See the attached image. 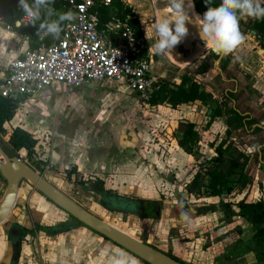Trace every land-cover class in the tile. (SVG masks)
Here are the masks:
<instances>
[{"label":"crops","instance_id":"crops-1","mask_svg":"<svg viewBox=\"0 0 264 264\" xmlns=\"http://www.w3.org/2000/svg\"><path fill=\"white\" fill-rule=\"evenodd\" d=\"M65 1L69 4V15L71 5L68 0ZM128 1L135 9V13L140 15L139 20L143 25L144 22L141 17L143 13L137 11L141 7V2L138 1L140 3L137 4L135 1ZM259 2L261 6H264V0H259ZM66 9L67 5L65 4L64 9L59 12H55L54 9L51 10L53 15L50 19H54L60 28L61 25L65 26L68 18L67 15L65 23L62 22ZM189 9L188 15L191 20L195 21L192 8ZM245 16L243 15L239 22L240 29L243 28L241 23H243ZM247 26L250 29L249 32H242L241 30L244 40L234 54L233 69L239 66L252 76L253 80H256L253 90H247L241 83L238 93L237 108L239 112L252 119L264 112V107H262V103H264V67L258 68L257 65V60L261 63V59L264 57V50L259 45L257 33L251 29V17ZM143 30L149 39L145 29ZM248 33L251 38L256 39L259 49H254V47L250 50L252 44ZM149 42L151 45V41ZM19 47L22 48L21 51ZM30 49L28 40L17 35L13 30H7L0 14V68L22 57ZM250 51L258 53L259 56H251ZM164 56L172 61L168 53ZM155 66H157L156 63ZM171 69V74L167 70H163L167 72L166 76L159 73L155 74L160 78L169 79L174 85H180L185 74L175 76L173 68ZM2 76L3 72L0 70V79ZM45 89L50 98L46 100L45 106H38L49 108V105H55L59 112H56L53 118L50 111L47 110L50 118L55 119L56 122L59 121L60 125L66 129L62 131L63 135L59 140H45L47 142L39 140L37 151L41 159L50 167L52 173L68 175L73 172L80 178L82 176L99 178L105 182L107 189L116 194L141 200L160 202L165 198L167 199L168 195L182 197L184 194V198L197 195L188 194L187 186L199 171V168L197 170L195 167V163L198 164L196 158L200 157V153L207 155L206 151L200 150V147L204 146L207 140H199L196 149L197 155L187 154L179 146V141L183 137V128L178 117L181 119L183 116L181 123L189 122L199 125L201 121H195L196 118L201 120L202 116L207 113V105L203 102L196 101L184 105L183 108L185 109L182 112L181 109H171L167 104L154 107L153 111H148V107L143 106L139 99L133 104L130 102L131 105L123 106L124 96L130 98L131 95H136L115 82L92 83L75 90L70 96L67 95L66 85L62 83H55ZM54 92H60L58 100L57 98L53 99ZM40 93L23 102L21 107H24L27 102L35 104ZM130 99L132 100V98ZM171 114L172 116H170ZM80 130H90L85 131V133H89L94 138L92 140L91 137L85 140L79 139L77 136L81 132ZM102 134H104V138ZM252 139L254 136L250 134L249 140H244L245 144L234 140V145L240 152L252 156L247 170L253 179L252 185L248 189L234 194L240 196L238 202L245 200L247 203H254L264 200V143L258 148L260 140ZM213 150L210 152L211 155H215ZM23 151L25 152L24 155H22ZM17 154L24 161L26 157L29 159L25 149L17 152ZM22 190L21 195L26 192L29 197H22L25 209L18 205L13 210L12 217L16 224L29 230L38 224L44 229L51 228L58 231L70 229V231L56 236H48L44 229V231H39L34 237L39 255L38 262L26 260L25 256L33 254V247L29 245L30 243H24V239L33 237H25L21 246L20 264H116L117 261H123L124 264H133V261L135 264H142L140 260L88 228H75L77 222L43 198L38 191L31 189V187H27L23 193ZM41 199H45V201ZM206 199L207 207L212 205L209 203L216 204L219 202V199L208 195ZM27 206L30 210V216L26 213L28 211ZM39 206H42V209ZM169 211H165V213ZM209 213L213 212H207V214ZM30 220L34 224H28ZM7 239L6 235L0 233V259L2 258V260L7 252L4 246Z\"/></svg>","mask_w":264,"mask_h":264},{"label":"rangeland","instance_id":"rangeland-1","mask_svg":"<svg viewBox=\"0 0 264 264\" xmlns=\"http://www.w3.org/2000/svg\"><path fill=\"white\" fill-rule=\"evenodd\" d=\"M135 1L137 4L142 2V0H132ZM140 1V2H138ZM144 7H147L144 5ZM161 7V5H160ZM149 8V5H148ZM143 8L142 6L137 9V11H146L145 14H141L142 21L144 24H141V20H139L143 29H146V25H151L150 20L152 21L151 14L147 13V9ZM135 10V9H134ZM147 13V14H146ZM138 19L140 15H137ZM250 20L249 16H245L243 23V28L239 26L240 31L248 32L249 27L247 26ZM149 30V28H148ZM147 36L149 37V41H151V45L156 42L158 37L154 32H147ZM249 34V33H248ZM249 34V40L252 46L250 50L259 49V45L256 39L251 38ZM21 47L19 50L21 51ZM19 51V52H20ZM154 53V66L153 72L159 73L161 75L166 76L167 72L163 70H167L169 74L173 68L174 75L178 76L177 74H188L191 78L198 80L204 90L208 93H211L214 99L210 102V105L207 107V113L202 116V119L196 118L195 121L201 123L198 125L199 131V140H207L204 143V146L200 147L201 151H206L207 155H202L200 153V157L198 158V164L195 163V167L198 170L201 164H205L207 161V157L211 156V151L214 149V146L220 143L221 140L225 138V119H217L214 124L211 126H207V122L209 121L208 112L211 107H215L217 104H220L223 101V92L228 88L230 84V80H232L233 74L235 73L236 78L242 75V69L239 66L234 68L232 73V66L229 67L228 74H224V72L219 71L216 69L221 68V64L219 61L215 64L210 61L212 58V54H216L209 48H205L192 62L185 65H177L173 63V61L168 60L164 54H156L155 50L153 49ZM251 56H259L258 53H253L250 51ZM19 56V53H17ZM220 55V54H216ZM203 62H209L213 67L210 72L201 74L203 72V68L201 64ZM155 63L157 66H155ZM190 64V65H188ZM258 68L264 67V57L261 59V63L257 60ZM173 66V67H172ZM239 67V68H238ZM230 73V75H229ZM201 75L200 76H198ZM263 74V73H261ZM173 75V74H172ZM227 75V76H226ZM229 75V77H228ZM264 76V75H263ZM170 78V77H168ZM174 79V78H172ZM227 79V80H226ZM169 80V79H168ZM170 81V80H169ZM172 82V81H171ZM250 87L252 86L250 79H249ZM60 92H54L52 97L53 99L58 100ZM51 97V98H52ZM50 96L47 94L46 89H44L38 98L36 99V103H25L24 107L18 106L19 109L16 112V117L14 120L6 125L7 134L0 133V140L5 142L10 148L9 144V133L16 127H21L27 130L28 132L32 133L38 140H59L63 135V130L66 129L60 125V122L55 119L50 118L48 111H50L51 116L53 117L56 114L57 107L55 105H49L48 107H39L38 105H46L47 101ZM125 100H123L122 105L128 106L130 102L132 104L139 99L137 96H130L132 100L126 96H124ZM140 100V99H139ZM25 102V101H23ZM141 104L145 107H148V111H153L154 107H151L149 104L144 103L140 100ZM131 105V104H130ZM170 107V106H169ZM262 107H264V103H262ZM172 109V108H171ZM181 112L184 111L185 108L183 106L180 108ZM48 110V111H47ZM48 113V114H47ZM154 113V112H151ZM158 114V112H155ZM173 114V113H172ZM172 114L170 116H172ZM181 116V115H180ZM149 117V115H148ZM156 117V116H155ZM262 117L264 121V112H262ZM261 117V119H262ZM54 118V117H53ZM157 118V117H156ZM181 118V117H180ZM183 118V116H182ZM182 118L178 120L180 124L182 122ZM260 119V118H259ZM260 119V120H261ZM152 120V119H151ZM154 123V120H153ZM65 124V123H64ZM81 132L78 133V138L81 140H85L91 137V140L94 138L90 136L89 133H85V131L90 130H80ZM165 132V131H164ZM247 131H241L236 134L234 140H238L239 143H244V140H249L250 134L246 133ZM254 139L252 140H262L260 138V134L253 135ZM104 138V134H102ZM63 138V137H62ZM109 140V138L107 136ZM256 142V141H255ZM46 145V144H45ZM44 146V145H43ZM12 149V148H11ZM214 151V150H213ZM24 155V153L22 154ZM0 160L4 161V158L0 154ZM25 161L33 166V163L28 159L25 158ZM198 165V166H197ZM39 172V171H38ZM42 173L48 180L56 184L59 188L63 191L68 193L72 196L75 200H77L80 204L84 207L89 209L94 214L98 215L101 218L106 219L111 224L117 226L118 228L127 231L134 235L136 238L151 244L158 249L162 250L165 253L173 255L183 261L186 264H255L257 259L255 258L254 254L250 251L246 250L245 248H239L236 246V240L239 238L238 235V228L242 231V238L249 239L253 234V229L250 224H248L244 220L240 219H228L224 209H220L219 211H212L213 213L207 214V195L203 192L195 195L194 197H186L184 198V194L181 196H167L165 198L164 206L167 207V211L170 210V206H174V208H185L183 212L175 211L165 213V210L162 212V216L159 220H141L137 218H133L132 216L122 217L119 214H112L105 210L102 206L99 205L97 198L95 195L87 190H85L81 185H79V180L81 179L80 176L74 174L62 175L57 173H52L51 169H45ZM85 179H89V177H84ZM95 178V177H93ZM93 180V179H92ZM30 183L24 182L21 186V189L24 191L27 187H31ZM6 186L0 182V203L2 202L4 195L6 193ZM32 189V188H31ZM22 190V193H23ZM22 198H27L29 195L24 192L20 195ZM19 197L18 205L20 207H24L22 199ZM206 197V198H204ZM43 198H45L43 196ZM46 199V198H45ZM45 199H41L45 201ZM240 199V196L232 195L227 198L228 203H237ZM47 200V199H46ZM48 201V200H47ZM209 207L213 208L214 206L218 205V203H209ZM17 205V206H18ZM42 209V206H39ZM28 208V206H27ZM25 209V207H24ZM28 211L29 208L27 209ZM26 211V210H25ZM12 216V215H11ZM30 216V215H29ZM28 224H34L32 220L28 221ZM15 220L11 217L7 223L0 227V233L2 235L6 230H10L12 226H14ZM27 224V225H28ZM29 226V225H28ZM7 236V235H6ZM226 236L225 239H221L220 237ZM8 238V236H7ZM9 239H7L6 244L4 246L7 249ZM24 243L32 245L33 247V254L29 256H25L27 261L38 262L39 255L36 249V239L34 238H25ZM237 247V248H236ZM235 251V252H234ZM4 256V255H3ZM2 258L0 259V263ZM25 263V262H24ZM20 264V262H19Z\"/></svg>","mask_w":264,"mask_h":264},{"label":"trees","instance_id":"trees-1","mask_svg":"<svg viewBox=\"0 0 264 264\" xmlns=\"http://www.w3.org/2000/svg\"><path fill=\"white\" fill-rule=\"evenodd\" d=\"M187 1L189 2V0ZM25 2L32 9L33 13H35L28 26L23 24L18 25V22L27 14L20 0H0L1 19L6 27H9L17 35L28 40L31 49H35L38 46V40L41 34L49 25V19L53 15L51 14V10L54 9L55 12H59L64 9L66 4L67 9L62 18V22L65 23L66 17L69 13V4L65 0H25ZM192 3L194 5V7H192L194 16L196 17L199 15L203 18V14L208 10V7L218 6L220 0H208V5L206 4V0H192ZM120 7L124 11V17L127 15L133 16L130 23L138 30V34L142 35V26L138 17L133 15V8L128 5H120ZM242 18L243 15L239 17V22ZM110 19V12L108 10H103L101 15V27L102 24L109 22ZM251 19V29L257 33L259 45L264 50V19ZM61 28H63L62 25ZM229 54L223 60V70H226L230 64ZM218 59L219 55L213 53L210 60L216 61ZM203 69L204 71H208L209 64L204 62ZM227 96L230 99H235L231 93H227ZM196 101H201L205 105H210L212 96L203 90L202 85L198 80L185 74L182 77L180 85H174L171 81L162 78L159 90L148 104L151 107H158L167 104L172 109L178 110L182 106L195 103ZM18 109L19 107L15 102L0 96L1 134H7L6 125L14 120ZM224 115L230 116L227 123L231 128L226 133L227 139L216 147L215 153L218 154L216 159H210L207 160L205 164H201L194 179L187 186V192L191 195H198L203 192L208 196L217 197L220 199L219 207H222L225 210L228 219L239 217L249 223L254 230L252 238L246 242L239 239L236 242V246L239 248H245L254 253L257 259L256 264H264V200L262 199L254 203H247L245 200H242L236 204L227 202V197L238 191L248 189L253 181L251 176L247 173L252 156L236 150L233 146V142H230L233 133L232 129L245 127L250 129L251 125L258 124V121L255 119H247L249 117L243 116L237 110L229 108L228 104H225V107L217 104L215 107L209 109V121L207 122V126L212 125L218 117ZM180 125L183 128V137L179 141V146L187 154L197 155L198 152L196 149L199 142L197 125L189 122H183ZM9 144L12 149L6 143L4 146L9 155L12 156L25 149L28 152L30 161L37 170H39L42 165L46 164L37 151L39 145L38 138L27 130L21 127L14 128L9 135ZM23 153L25 152L23 151L22 154ZM196 159L199 161L198 157ZM79 185L85 190L93 193L97 198L99 205L109 213L119 214L123 217L139 216L140 218L151 221L160 218L156 208L157 206L162 207V202L141 200L129 196L118 195L112 190L107 189L105 182L99 178L89 177V179H85L82 176L79 180ZM233 205L238 209V212L233 210ZM206 210L210 211V208H207ZM26 213L29 215V211H26ZM15 227L20 228L19 237L21 241L27 236L34 238L39 231L45 230L48 236H56L70 231V229L62 231L53 230L51 228L44 229L38 224H35L32 230H28L25 227L22 228L17 224ZM76 227L79 228L85 226L77 222L75 228ZM237 233L238 235L242 234L240 228H238ZM175 259L179 260L177 258ZM141 262L147 264L144 261Z\"/></svg>","mask_w":264,"mask_h":264},{"label":"built area","instance_id":"built-area-1","mask_svg":"<svg viewBox=\"0 0 264 264\" xmlns=\"http://www.w3.org/2000/svg\"><path fill=\"white\" fill-rule=\"evenodd\" d=\"M68 1L70 14L63 28L49 19L38 46L0 68V96L21 106L55 83L65 84L70 96L92 83L115 82L148 104L162 78L153 72V55L143 28L138 34L130 23L133 16H123L120 5L132 7L129 1ZM103 10L110 12L111 19L101 27ZM132 13L136 15L134 8ZM32 18L26 14L18 23L28 26ZM50 25L58 31H49ZM45 169L50 167L42 165L39 171Z\"/></svg>","mask_w":264,"mask_h":264},{"label":"water","instance_id":"water-1","mask_svg":"<svg viewBox=\"0 0 264 264\" xmlns=\"http://www.w3.org/2000/svg\"><path fill=\"white\" fill-rule=\"evenodd\" d=\"M186 2L187 0H185L186 10L190 12ZM155 6L156 10H158L159 19L162 15H168L171 8V0H168V4L163 3L161 7L160 5ZM191 21V23H187V27L189 28L188 36L172 50V53H168L171 60L179 66L189 63L206 48L205 43L200 38L199 27L194 20ZM222 56L224 55L221 54ZM4 146L5 142L3 143L0 140V154L4 158V161L0 160V182L7 188L4 198L0 203V227L12 217L13 210L19 203L21 186L24 182H28L32 185V189L38 191L50 203L70 216V218L83 224L85 228L109 240L139 260L147 264H183L165 252L136 238L131 233L115 227L107 222L106 219L94 214L56 184L48 180L42 173L30 166L18 154L9 155ZM20 199L22 198L20 197ZM15 225L9 231H5L9 242L7 252L0 264H18L19 262L22 241L19 237L20 228L15 227ZM21 227L23 228V226Z\"/></svg>","mask_w":264,"mask_h":264},{"label":"clouds","instance_id":"clouds-1","mask_svg":"<svg viewBox=\"0 0 264 264\" xmlns=\"http://www.w3.org/2000/svg\"><path fill=\"white\" fill-rule=\"evenodd\" d=\"M25 12L34 16L32 9L25 0H20ZM208 5V0H206ZM194 7L189 0L187 8ZM242 15L254 19H264V6L259 0H220L216 7H208L203 14L195 17V23L199 27V34L205 46L216 54L227 55L232 53L244 40L239 29V17ZM185 0H171V8L168 15H162L155 23L154 30L158 39L151 47L156 54L172 53V50L189 34L187 23H191ZM49 31L56 32V25H50ZM116 264H124L117 261ZM135 264V261H133Z\"/></svg>","mask_w":264,"mask_h":264},{"label":"flooded vegetation","instance_id":"flooded-vegetation-1","mask_svg":"<svg viewBox=\"0 0 264 264\" xmlns=\"http://www.w3.org/2000/svg\"><path fill=\"white\" fill-rule=\"evenodd\" d=\"M166 1V2H165ZM163 3H167L168 4V0H142V2H141V6L143 7V8H146L147 9V13L148 14H151V16H152V21L150 20V26L149 25H146L147 26V28L145 29V31L146 32H149V31H151V32H154L155 30H154V25H155V23H156V21L158 20V10H156V6L155 5H162ZM144 5H146L147 7H144ZM148 5H149V8H148ZM163 7V6H162ZM145 9V10H146ZM145 12L146 11H142V13L143 14H145ZM146 13V14H147ZM148 28H149V30H148ZM250 31V29H248V32ZM148 39V38H147ZM148 43H149V45H150V42H149V39H148ZM150 47H151V45H150ZM235 52H236V49L232 52V53H230L229 54V59H230V64L228 65V67L226 68V70H223V60L228 56V54L227 55H224V56H222L221 57V54L219 55V59L218 60H216V61H214V60H210V61H212L213 63H217L218 61H219V63L221 64V68H218L217 66H216V69H218L219 71H222V72H224V74H228V72L227 71H229V67H231L232 66V69H233V60H234V54H235ZM151 53H152V55H153V61H154V58H155V56H154V53H153V48L151 47ZM211 59V58H210ZM205 63H208L209 64V69H208V71H204V69H203V72H201V74H204V73H208V72H210V70L213 68L212 66H211V64L209 63V62H205ZM203 64H204V62L201 64V67L203 68ZM235 68H237V67H235ZM239 68V67H238ZM241 69V68H240ZM233 71V70H232ZM232 71H231V73H232ZM243 71V70H242ZM229 75H230V73H229ZM229 75H228V77H229ZM198 76H201V75H199L198 74ZM227 76V75H226ZM249 79H250V82H251V84H252V86L250 87V84H249ZM227 80V79H226ZM255 82H256V80L254 79L253 80V77L252 76H250L248 73H246L245 71H243L242 72V75H240L239 77H237L236 78V76H235V73L233 74V77H232V80H230V84H229V86H228V88L223 92V101L220 103V104H218V105H221V106H224L225 107V104H228V107L229 108H232V109H235V110H237L238 112H239V110H238V108H237V103H238V100H239V97H238V93H239V91H240V85H241V83L242 84H244V86L246 87V89L248 90V89H252L253 90V86H254V84H255ZM208 93V92H207ZM227 93H231V94H233V96H234V98L235 99H230L228 96H227ZM208 94H210L211 96H212V100L214 99V97H213V95L211 94V93H208ZM209 105H207V107H208ZM241 113V112H240ZM242 114V113H241ZM243 115V114H242ZM208 116H209V112H208ZM246 117H248V116H246ZM261 117H262V113H261V115L260 116H258V117H256V118H252L251 120H257L258 121V124H252L251 125V128L249 129V128H240V129H232V136H231V141L230 142H233V146L235 147V145H234V138L236 137L235 135L236 134H238L240 131H242V130H244V131H247L248 133H250L251 135H258V134H260V138L262 139V140H260V143H259V146H258V148H260L261 147V144H263L264 142V121H263V117H262V119H261ZM221 118H224L225 119V138H224V140L225 139H227V131L231 128V127H229V125H228V119L230 118V116H227V115H224V116H222V117H218L217 119H221ZM261 120H260V119ZM216 119V120H217ZM247 119H250V117L249 118H247ZM215 120V121H216ZM214 121V122H215ZM213 122V123H214ZM212 126V125H211ZM235 136V137H234ZM224 140H221L220 141V143H218L217 145H216V147L218 146V145H220ZM229 142V143H230ZM216 147L214 146V153H215V149H216ZM236 148V147H235ZM236 150H238L237 148H236ZM239 151V150H238ZM260 152V151H259ZM218 157V154L217 153H215V155H211L210 157L208 156L207 157V159H206V161L207 160H210V159H216ZM36 169V168H35ZM37 170V169H36ZM37 171H39V170H37ZM40 172V171H39ZM192 182V181H191ZM189 194V193H188ZM234 195V194H233ZM232 196V195H231ZM211 197V196H210ZM230 197V196H229ZM214 198H217V197H214ZM228 198V197H227ZM217 199H219V198H217ZM157 202H159V201H157ZM160 202H162V207L161 206H157V213L159 214V216H160V218H161V216H162V212L165 210V211H167L166 209H167V207H165L164 206V200H161ZM219 203H220V199H219ZM238 203V202H237ZM236 204V203H235ZM170 208V211H175V209H176V211H181V212H183V210H185V208L183 207V208H174V206H170L169 207ZM207 208H210V211L212 212V211H219L220 209H222L223 210V208L221 207H219V204L218 205H216V206H214L213 208H211V207H207ZM233 210L235 211V212H238V209L235 207V205H233ZM207 212H209L208 210H206ZM225 211V210H224ZM227 215V214H226ZM122 216V215H121ZM228 216V215H227ZM123 217V216H122ZM133 218H137V219H141V220H148V219H143V218H140L139 216H133ZM159 218V219H160ZM233 218H235V219H240V220H244V219H242V218H239V217H232L231 219H233ZM159 219H156V220H159ZM149 221V220H148ZM245 221V220H244ZM249 224V223H248ZM252 227V226H251ZM253 229V228H252ZM29 230V229H28ZM243 234V233H242ZM242 234L241 235H239V238L237 239V240H243V241H248V240H250L251 238H252V236H253V234H254V230H253V234H252V236L249 238V239H243L242 238ZM221 239H225L226 238V236L224 237H220ZM105 239V238H104ZM107 240V239H106ZM237 240H236V242H237ZM109 241V240H108ZM235 242V243H236ZM112 243V242H111ZM146 243V242H145ZM114 244V243H113ZM148 244V243H147ZM150 245V244H149ZM117 246V245H116ZM153 246V245H152ZM155 247V246H154ZM157 248V247H156ZM158 249V248H157ZM160 250V249H159ZM162 251V250H161ZM22 252V251H21ZM252 253V252H251ZM130 254V253H129ZM167 255H169V256H171L172 258L173 257H175V256H173V255H170V254H168V253H166ZM252 254H254V253H252ZM132 255V254H131ZM133 256V255H132ZM255 256V255H254ZM133 257H135V256H133ZM20 258H21V256H20ZM135 258H137V257H135ZM175 258H177V257H175ZM174 258V259H175ZM256 258V257H255ZM138 259V258H137ZM178 259V258H177ZM139 260V259H138ZM176 260V259H175ZM180 260V259H179ZM179 260H177V261H179ZM142 260H140V262H141ZM19 262H20V259H19ZM19 262H18V264H19ZM179 262H181V263H183V264H186V263H184L183 261H179ZM142 263V262H141ZM257 263V262H256ZM255 263V264H256ZM142 264H144V263H142Z\"/></svg>","mask_w":264,"mask_h":264},{"label":"bare ground","instance_id":"bare-ground-1","mask_svg":"<svg viewBox=\"0 0 264 264\" xmlns=\"http://www.w3.org/2000/svg\"><path fill=\"white\" fill-rule=\"evenodd\" d=\"M188 2V1H187ZM108 222V221H107ZM110 223V222H109ZM113 225V224H112ZM115 226V225H114ZM115 227H117V226H115ZM120 229V228H119ZM122 230V229H121ZM124 231V230H123Z\"/></svg>","mask_w":264,"mask_h":264}]
</instances>
